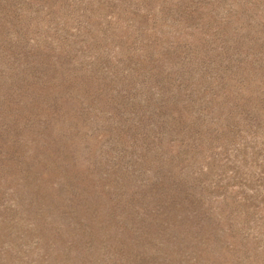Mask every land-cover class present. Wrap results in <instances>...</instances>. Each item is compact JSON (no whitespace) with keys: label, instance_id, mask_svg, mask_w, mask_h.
<instances>
[{"label":"rangeland","instance_id":"374dc122","mask_svg":"<svg viewBox=\"0 0 264 264\" xmlns=\"http://www.w3.org/2000/svg\"><path fill=\"white\" fill-rule=\"evenodd\" d=\"M0 264H264V0H0Z\"/></svg>","mask_w":264,"mask_h":264}]
</instances>
